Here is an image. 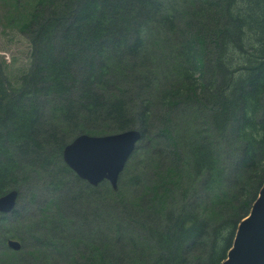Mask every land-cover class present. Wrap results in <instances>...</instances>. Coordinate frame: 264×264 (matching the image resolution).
<instances>
[{
	"label": "trees",
	"instance_id": "trees-1",
	"mask_svg": "<svg viewBox=\"0 0 264 264\" xmlns=\"http://www.w3.org/2000/svg\"><path fill=\"white\" fill-rule=\"evenodd\" d=\"M20 32L29 66L12 79L0 59V197L37 176L66 190L27 222L0 213V264H221L264 183V0H38ZM129 129L116 190L63 161Z\"/></svg>",
	"mask_w": 264,
	"mask_h": 264
},
{
	"label": "water",
	"instance_id": "water-1",
	"mask_svg": "<svg viewBox=\"0 0 264 264\" xmlns=\"http://www.w3.org/2000/svg\"><path fill=\"white\" fill-rule=\"evenodd\" d=\"M142 136L138 129L99 136L81 134L64 147L63 161L90 185L97 186L106 180L116 190ZM18 197V190L1 196L0 213L14 210ZM7 246L15 251L22 247L16 239H9ZM221 264H264V183L250 213L241 220L232 248Z\"/></svg>",
	"mask_w": 264,
	"mask_h": 264
},
{
	"label": "rangeland",
	"instance_id": "rangeland-1",
	"mask_svg": "<svg viewBox=\"0 0 264 264\" xmlns=\"http://www.w3.org/2000/svg\"><path fill=\"white\" fill-rule=\"evenodd\" d=\"M37 1L38 0H0V59L4 61L6 72L12 79H16L19 74L29 66L31 61V45L29 40L20 32V28L28 20ZM230 150L232 151L230 157L229 155H225L224 160L228 162L229 167H232V165L234 166L237 164L236 160L239 159L237 156L239 151L232 149V145ZM51 182L50 176L32 177L29 185L23 187L21 193L19 192L17 205L14 208L16 214L14 215L12 213L14 210L5 213V215L9 217V220L27 222L29 218L32 219L37 217L41 207L49 200L55 197H57V199L62 197V193H65L63 191L66 190V187L62 190V193H59L53 190L52 185H50ZM72 194L74 193L72 192ZM79 206L82 209L87 207L84 206V204H76L73 209L69 210L67 206H64V210L73 215L75 227L77 226L79 230H83L87 228L86 224L81 221L79 214H73L75 211L78 212V210L75 209H79ZM88 209L89 207L87 210ZM20 243L22 245V242Z\"/></svg>",
	"mask_w": 264,
	"mask_h": 264
}]
</instances>
